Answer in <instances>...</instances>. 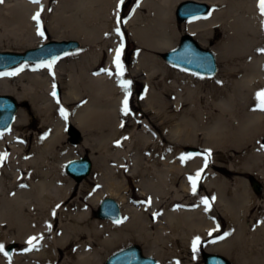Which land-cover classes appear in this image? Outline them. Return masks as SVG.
<instances>
[{"label": "bare ground", "instance_id": "1", "mask_svg": "<svg viewBox=\"0 0 264 264\" xmlns=\"http://www.w3.org/2000/svg\"><path fill=\"white\" fill-rule=\"evenodd\" d=\"M179 1L183 0H145L135 11L126 30L140 48L163 55L178 47L172 22ZM197 1L217 8L207 18L186 23L185 32L202 47H211L220 73L205 78L172 67L155 54L142 55L134 68L126 65V80L145 87L143 98L137 97L131 83L128 115L121 111L125 97L117 96L125 91L104 71L114 70L112 61L102 67L104 54L95 44L97 20L104 19L109 31L113 6L120 0L0 4V43L21 49L40 44L44 38L37 35L32 19L40 11L45 34L50 32L58 38L55 41L72 37L82 44L80 50L59 57L51 69L37 67L42 62L23 63L15 80L13 75L0 76V95L23 105L12 127L0 131V154L7 153L0 161V174L7 177L0 175V244L15 243L23 251H15L12 258L0 253V264H103L113 252L133 243L142 244L145 256L159 264H195L193 254L201 251L221 254L233 264H264V199L246 179L237 178L230 189L226 171L219 169L216 178L207 176L204 181L212 166L195 159L191 169H203L196 189L208 192H193L186 180L180 183L182 191L173 192L187 168L171 163L172 156L164 164L165 177L156 163L144 165L142 150L163 142L192 143L201 132L207 148L244 149L229 171L264 180V111L254 110L255 94L264 89V54L258 52L264 49V16L258 0ZM143 9L149 12L145 19ZM206 91L210 96L203 95ZM69 128L81 132L78 144L70 143ZM93 143L100 153L93 156L98 173L94 180L102 191L75 192L65 164L74 152L82 154ZM124 147L126 151H120ZM113 149L119 151L112 153ZM112 162L118 167L112 168ZM127 172L142 178L149 173V190L138 198L145 206L132 203L127 187L116 179L119 174L128 180ZM162 182L167 192L157 188ZM106 197L118 201L125 223L94 220L95 209ZM32 237L38 239L29 245Z\"/></svg>", "mask_w": 264, "mask_h": 264}, {"label": "rangeland", "instance_id": "2", "mask_svg": "<svg viewBox=\"0 0 264 264\" xmlns=\"http://www.w3.org/2000/svg\"><path fill=\"white\" fill-rule=\"evenodd\" d=\"M144 1L145 0H139L137 6H135V7H133V6L137 2V0H123V3H121V2L116 3L113 6L112 14L110 16V21L109 22L112 23V27H111V29L109 31L105 27V24H107V23H106V21L104 19H101V17H100L97 20V24L96 25H97V28L99 29V34H98V39L96 40L95 44H96V50H98V51H100L101 53L104 54L103 58H102V62H101L102 67H104V65L107 62H109V61H110V63L112 61L111 64L114 66V64H113V59H114V56H115V51L114 50L117 47H119V45L121 43H123V45H124L123 53H122V56H121V60H122L123 66H124V74H123V76L121 77V76L115 75V73H116L115 66H114V70L111 71L113 74L111 76L108 75L110 77H114L117 81L126 80V65L129 68H134L136 66V63H137L139 57H142V55H146V54H148L149 57H150V55L152 56L154 54L157 55V56H160L163 62L167 63L168 65H170L172 67H175V66L169 64L168 62H166L164 60V58H163L164 54L161 55V54L154 53L151 50L140 48L136 44V42L131 38L130 32L126 30L127 21L131 20V18L135 14V11H137L140 8L141 4H143ZM183 1H181V2L179 1L177 3V5H175L174 21L172 22L175 25L173 27V29L176 32V34L178 35V40H179L178 44L180 43L181 37L187 35V33L185 32V28L187 27L186 23H188V22L190 23L191 21L199 20V19H194V20L187 21L185 23H178L177 22V20L175 18L176 10H177L179 4H181ZM118 5H119V7H118ZM216 8H217L216 5L212 6V11L216 10ZM129 12H130L131 17H129L130 16ZM148 16H149V12L147 10L143 9L141 18L145 19ZM207 17L208 16L200 18V19H204V18H207ZM118 20H119V23H118ZM101 28H103V29H101ZM116 28H119L120 32L123 33L122 36L117 34V32L115 31ZM102 30H106V32L104 33V32H102ZM62 39H64V40H76V41L80 42L79 40L74 39L72 37H64ZM54 40H58V38L55 37L54 35H52L50 32H48V33L45 34V37H44L43 41H41L40 44H38L37 46H35L33 48H23V49H21V48H19L17 46H14L12 44H8L7 42H4V43H0V52H2V53H4V52L25 53L26 51H28L30 49H34V48L40 47L43 44H45L47 42L54 41ZM218 40H219V35L216 36V39H212L211 40L212 46H215L217 44ZM81 48H82V44L80 42V48L77 49V50H80ZM205 48L208 49V50H212L211 47H205ZM77 50H75V51H77ZM71 52H74V51H71ZM71 52H69V53H71ZM26 63H32V62H26ZM33 64H35V63H33ZM20 65L14 67V68L5 70V71H1L0 73H3V72H14L17 69H19L18 67ZM218 67H219V70H218V74H219L220 73V69H221V64H220L219 61H218ZM175 68L181 69L183 71H188L186 69L179 68V67H175ZM188 72H191V71H188ZM191 73H193L195 75H198V76H202V75L196 74L194 72H191ZM202 77L212 78V77H209V76H202ZM15 79H16V75H13L12 76V80H15ZM124 93H122L120 95L118 94L117 96L125 97ZM132 93H133V95H135L137 97H142L144 95V93H145V87L142 84H138L137 85L136 83H132ZM203 95L204 96L205 95H207V96L209 95L210 96V91L203 92ZM18 106H19V110H20V108L23 105L21 103H19ZM122 108H123V105H122L121 109ZM70 129L71 128L68 129V135H69L70 143L78 144L81 141V139H82L81 132L74 128L80 134L79 141L77 143H75L73 141V139H72L71 134H70ZM159 133L160 132H158V134ZM198 134L199 135H197L196 141L192 142V143L180 142V143L169 145L167 142H163V143L158 144L157 147L152 146V147H148L147 149L142 150V157H144L143 158L144 159L143 160L144 161V165L145 166H152L153 162L156 163V165L160 168L159 170L163 174L162 176L165 177V172L163 170L164 169V164H165L166 160L168 159V157L172 156V158L170 159L171 163L175 162V163H177V166H180V168L184 167L185 169L186 168L188 169L187 173L182 172V175L180 177L181 181L178 182L177 185L173 189V192H175L177 190L182 191L180 183L185 181V180L190 183L189 177L194 175L198 171L197 169H191L190 165H191L192 161L195 160V159H203L204 160L205 150H210V155L208 157V163H209V165L212 166L211 169L213 170V172H212V174H209V175H206V173H205L204 174L205 175L204 181H207V176L212 177V178H216V176H218L220 174L219 169H224L226 171L225 172L226 177L229 180V185L232 186V188H230V189L235 188L236 185H235L234 181L237 178L238 179L240 178V179H243V180L246 179L248 181V183H249V186H250L251 190L253 192H255L261 199H264V180H261V179L255 177L254 175H251V174L240 173L238 171H229L227 169L230 165L233 164V161H235V157H239V156H241L244 153V149H236L235 147H231L230 149H227V150L225 148H221V147L215 148V149L207 148V147H205V144H203V139H204L203 138V134H201V132L198 133ZM261 144L264 145V139L261 141ZM94 146H96L95 143H93L91 146L85 147L83 153L79 154V155H77V152H74L72 159L69 160L65 164L64 172H65V174H67L65 168H66V165L69 162H71L73 160L80 159V158H84V157H90L92 159L93 170H92L91 174L88 177H86L84 180L78 182V181H76L75 179H73L71 176H69L67 174L74 181V190H75V192H81V191L82 192H100V191H102V186L94 180V178L97 177L98 173L96 172V163H94L93 156H96V157L100 156L99 152H97L96 150H93ZM117 149H113L112 153H116L117 151H119ZM120 149H121L120 151H126V147L120 148ZM191 149H198L200 151L199 156H196V155L192 154L191 153ZM182 156H191L192 158L186 159V160H184L182 162V160H181ZM224 156H228L232 160H223ZM111 167L115 168V167H118V165L116 163L112 162L111 163ZM149 171L151 172V169H149ZM129 174L130 173L127 172L128 180H126V178L122 179V177L119 174H118L116 179L127 187V192L129 194L130 198L132 199V203H135V205L137 207L145 206V203H143L142 201H139L138 198L141 197V192H143V190H147V191L149 190L147 182L150 181L149 179H151V177L149 176V173H148V175L143 176V178L141 176L130 177ZM0 175H1V178L5 177L4 174L3 175L0 174ZM5 178H7V177H5ZM202 179L203 178H201V179H199L197 181V185L198 186L202 183L201 182ZM252 180H257L260 183V185L262 186V191L261 192L258 193V192L255 191V189L253 188V186L251 184ZM158 185H160L159 187H157V188H159L160 192H167V189H168V185L167 184H164L162 182V183H158ZM197 189L195 190V192H208V191L205 190V188H202L200 191H197ZM195 206H192V208L195 207ZM98 208L95 209L94 220L96 219V220H99V221H106V222L114 223V222L109 221V220H101V219H99L97 217ZM126 221H127V218L123 214V221L121 223H125ZM131 245H138V246H140L143 249V245L142 244L133 243V244L124 246V247H122V248H120L118 250L124 249V248H126L128 246H131ZM9 247L13 248L11 254L7 252V249ZM4 248H5V252L8 253L7 256H9L10 258L14 257L15 251L19 252V253H21L23 251V247L15 244V243H7ZM118 250H116V251H118ZM115 252H113L112 254H114ZM206 253H208V252L201 251V252H199L197 254L196 253L193 254V257H196L195 264H205L204 255ZM210 254H213V253H210ZM219 255H221V254H219ZM158 264H159V261H158Z\"/></svg>", "mask_w": 264, "mask_h": 264}, {"label": "water", "instance_id": "3", "mask_svg": "<svg viewBox=\"0 0 264 264\" xmlns=\"http://www.w3.org/2000/svg\"><path fill=\"white\" fill-rule=\"evenodd\" d=\"M211 11L209 4L197 0L182 2L176 11L178 23H185L189 20L205 17ZM80 48V42L76 40L51 41L38 48L30 49L25 53L0 52V71H5L20 65L23 62H47L53 56H62ZM169 64L183 68L194 73L213 77L218 74V59L212 50L202 47L193 36L187 34L181 37L178 47L163 55ZM19 102L12 96L0 95V131H8L16 118ZM70 134L75 143L79 141L80 134L74 128ZM191 153L199 154V150L191 149ZM67 174L80 182L88 177L93 170V162L90 157L73 160L66 165ZM251 184L256 192L262 191V186L257 180ZM97 217L102 220H109L117 223L122 221L123 215L120 204L111 197L102 200ZM12 247L7 249L12 252ZM205 264H232L227 258L218 254L204 255ZM104 264H158V261L145 256L143 249L138 245L124 248L107 258Z\"/></svg>", "mask_w": 264, "mask_h": 264}, {"label": "snow or ice", "instance_id": "4", "mask_svg": "<svg viewBox=\"0 0 264 264\" xmlns=\"http://www.w3.org/2000/svg\"><path fill=\"white\" fill-rule=\"evenodd\" d=\"M3 2H4V0H0V4H2ZM32 2L36 3V4H39L40 0H32ZM120 2L123 3V0H120ZM118 7H119V5H118ZM258 7H259V10H260L261 16H264V0H258ZM42 10L43 9H41V11ZM40 15H41V13H40V11H38V12H36L33 15L32 19L36 22V25H37V35L42 37V38H44L45 37V32H44L43 27H42V22H41V19H40ZM118 23H119V20H118ZM115 31L117 32L118 35H121V36L123 35V33L120 32L119 28H116ZM123 49H124V45H123V43H121L119 45V47H117L114 50L115 51V56H114V59H113V64H114L115 69H116L115 75L121 76V77L124 74V66H123V63H122V60H121ZM258 52L264 54V49H258ZM58 59H59L58 56H53L50 60H48L47 62H42L37 67H46L48 69H51L53 67V65L56 64ZM20 71H23V68L17 69L16 72H3V73H0V76H12V75L18 74V72H20ZM104 71H106L107 74L110 75V76L113 74L111 72V70H104ZM97 74H99V73H97ZM53 76H54V73H53ZM131 83L132 82L130 80H121V81H119L120 87L125 90V98H124V100L122 102L123 103L122 111H123V113L125 115L129 114L128 96L130 95V92H128L127 90L130 88ZM52 96L54 98L57 96V93L55 91V85H53ZM141 98H143V97H141ZM255 98L257 100V105H256V109H254V110L264 111V89L259 90L255 94ZM57 103H59V100H57ZM60 113H61L62 116H64L66 118V113H65V110L63 108L60 109ZM117 145L119 146V141L117 142ZM209 155H210V150H205L204 167H207ZM6 156H7V153L0 154V161L5 159ZM190 158H192V157L191 156H182L181 160L183 162L184 160L190 159ZM202 171H203V169H200L194 175L189 177V181H190V183L192 185L193 192H195V190H196L197 181L202 178V176H201ZM212 199L214 200L215 197H213ZM150 202L151 201H150V198H149L148 203H150ZM202 203L205 205L206 208L209 206V200L206 199V198L202 201ZM58 207H59V205H57V208ZM53 215H55V211H53ZM116 222L119 223L120 221H116ZM225 235H227V234H225ZM37 239H38L37 237H32V238H30L27 241V243L29 245H32L33 241H35ZM220 239H224V236H221ZM199 242H200V238L199 237H197L193 241V251L194 252L197 250V245L199 244ZM0 253H3L4 255L8 254L7 252H5V248H4L3 244H0Z\"/></svg>", "mask_w": 264, "mask_h": 264}]
</instances>
